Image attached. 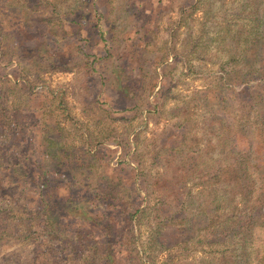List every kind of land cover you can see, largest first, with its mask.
Returning a JSON list of instances; mask_svg holds the SVG:
<instances>
[{"label":"rangeland","instance_id":"rangeland-1","mask_svg":"<svg viewBox=\"0 0 264 264\" xmlns=\"http://www.w3.org/2000/svg\"><path fill=\"white\" fill-rule=\"evenodd\" d=\"M33 1L31 9H24L23 0H0L7 47L23 51L12 63L0 55V77L8 82H0L8 96L0 101V264H80L81 258L69 249L82 251L84 259L98 243L107 260L123 264L129 208L122 203V189H137L144 179L131 152L142 143L134 138L138 133L140 140L154 137L167 121H175L172 108L187 106L193 91L212 86L217 71L206 63L218 54L212 43L209 54L190 60L193 69L182 60L165 67L163 48L176 42L182 50L190 33H201L203 21L212 30L204 39L215 37L213 22H221L225 13L217 6L214 18L206 19L204 4L194 17L184 19L173 38L166 27L179 22L185 0H89L82 8L76 6L78 11L63 26L56 25L63 30L58 37L43 29L48 23L42 17L49 9ZM237 3L228 4L230 14ZM147 39L157 43L148 51L142 49ZM142 50L147 95L151 101L158 97L155 101L165 109L159 124L151 116L145 122L132 117L125 98L126 92L136 93L142 86ZM88 71L87 102L83 80ZM190 106L194 115L201 113L202 103ZM250 143L242 139L239 148L247 151ZM104 178L119 186V198L97 188ZM144 196L139 189L134 208L157 203L156 195L143 201ZM152 217L136 227L139 243L147 241ZM169 235L168 244L174 243V234ZM250 251L252 264H264V228L255 231Z\"/></svg>","mask_w":264,"mask_h":264},{"label":"trees","instance_id":"trees-1","mask_svg":"<svg viewBox=\"0 0 264 264\" xmlns=\"http://www.w3.org/2000/svg\"><path fill=\"white\" fill-rule=\"evenodd\" d=\"M235 1L238 3L230 14L228 4ZM37 2L44 8L42 10L50 11L48 16L42 17L48 23L43 29L58 37L62 36L63 30L56 25L63 26L66 17L78 11L76 6L82 8L90 4L89 0ZM183 2L187 4L179 7V22L166 27L173 38L177 36L184 19L194 17L204 4L207 5L206 19L214 18L217 6L219 12L224 11L225 15L221 22H217V19L213 22L215 37L204 39L206 34L210 37L212 30L209 31L210 27L203 21L201 33H190L182 43V50L176 47V42L171 43L168 50L163 48V64L169 67L182 60L193 69L190 60L203 52L209 54L207 48L212 43L218 54L206 63L217 67L213 73L215 81L206 89L193 91L188 96L187 106L172 108L175 110L170 113L175 115L176 120L167 121L154 137L140 140V134H136L134 141L142 143V146L134 147L131 152L137 162L135 169L139 171V178L144 179L137 189H122V203L127 202L124 204L129 208L125 218L129 231L124 245L122 243V262L252 264L250 249L255 231L264 228V149L256 150L264 148V0ZM31 4L35 5L33 0H23L20 6L31 9ZM189 28L192 29V26ZM4 31L0 26V55L12 63L13 58L23 54V51L15 46L13 51L8 49ZM150 32L155 34L154 31ZM154 45H157L156 40L147 39L142 49L148 51ZM143 50L139 53V73L144 77L142 86L136 93L126 92L125 98L131 102L132 117L139 116L145 122L151 116L159 124L165 109L164 105L155 101L158 97H153L151 101V95H147L148 74L143 69L147 60L142 61ZM107 54L111 57V51L108 50ZM168 59L174 63L169 64ZM30 67L31 63L28 64ZM89 71L83 80L87 102ZM0 82L8 85L1 77ZM6 89L2 84L0 101L8 99L4 94ZM197 102L202 103L201 113L194 112V115L189 105ZM242 139L251 140L249 150L239 148ZM125 142L132 143L129 139ZM144 165L149 170H144ZM103 181L97 188L105 195L119 198V186L110 184L111 181L105 178ZM139 189L145 192L143 201L156 195L157 203H142L134 208L133 199ZM150 215L153 217L149 237L146 242L139 243L136 227L140 229L143 218ZM169 234H174L175 241H171L174 243L168 244L167 241L172 240ZM92 249L86 252L84 259L82 251L69 250L81 258L80 264H114L107 260L106 251L99 248V243Z\"/></svg>","mask_w":264,"mask_h":264}]
</instances>
